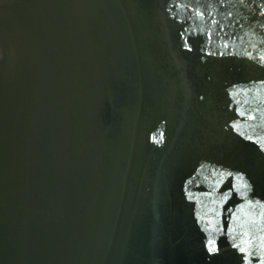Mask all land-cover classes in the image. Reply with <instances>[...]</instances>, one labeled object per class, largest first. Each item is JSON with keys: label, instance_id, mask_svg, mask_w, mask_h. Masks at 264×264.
Listing matches in <instances>:
<instances>
[{"label": "water", "instance_id": "water-1", "mask_svg": "<svg viewBox=\"0 0 264 264\" xmlns=\"http://www.w3.org/2000/svg\"><path fill=\"white\" fill-rule=\"evenodd\" d=\"M0 264H264V0H0Z\"/></svg>", "mask_w": 264, "mask_h": 264}]
</instances>
